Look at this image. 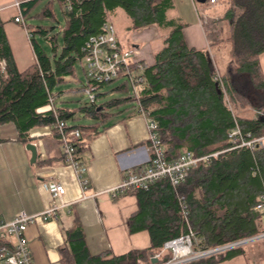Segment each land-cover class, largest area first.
<instances>
[{
    "label": "trees",
    "instance_id": "obj_1",
    "mask_svg": "<svg viewBox=\"0 0 264 264\" xmlns=\"http://www.w3.org/2000/svg\"><path fill=\"white\" fill-rule=\"evenodd\" d=\"M42 1L23 3L24 18L56 20L57 4L63 24L59 29L30 27L36 62L23 71L17 68L0 18V61L5 63V71L0 73V144L11 140L26 143L29 132L41 127H52L62 144L55 129L56 116L40 110L49 104L50 95L56 97L57 105L60 93L55 90L78 78L76 69L78 63H83L85 41L121 13L130 21V30L156 28L164 35L153 66L144 74L147 85L139 92V102L147 118L158 124L167 160L175 161L184 153L197 158L219 153L201 162L177 189L161 180L148 191L128 194L136 197L138 206L130 220V231H147L149 248L121 256L111 251L92 255L84 231L77 224L66 234L60 249L62 264H151L152 254L162 252L166 242L188 232L179 197L188 203L197 251L219 249L263 235V213L257 206L264 193V147L253 153L246 148L230 150L229 133L236 121L251 138L264 137V121L254 118L257 112H264V73L260 63L264 54V0H219L221 20L228 26L223 40L230 45L231 58L220 71L223 89L214 81L218 68L209 50L190 47L184 38L188 24L171 15L174 0H49L33 15ZM199 7L210 13L206 37L210 46L217 45L223 41L218 39L220 30L213 20L218 13L210 10V0ZM43 43L48 44L50 53ZM115 90L128 93V86L124 83ZM133 103L128 96L100 106L89 103L73 110L57 107V118L67 125L78 115L91 121L65 129L67 134L81 132L80 138H69L77 161L91 142L108 129L104 125L115 114L112 110L125 107L131 109V115L139 114ZM248 245L185 264H220L245 254ZM170 260L171 254H162L163 264Z\"/></svg>",
    "mask_w": 264,
    "mask_h": 264
},
{
    "label": "crops",
    "instance_id": "obj_2",
    "mask_svg": "<svg viewBox=\"0 0 264 264\" xmlns=\"http://www.w3.org/2000/svg\"><path fill=\"white\" fill-rule=\"evenodd\" d=\"M29 1L0 0V18L4 22L5 33L20 71L36 62L26 30L14 21L19 13L14 4ZM174 3L175 10L171 15L182 18L188 24L184 38L186 42L190 40L191 44H187L200 50H209L212 59L215 62L218 59L221 63L224 58L211 53L212 48L206 37V19L210 13L198 8L195 0H174ZM217 7L211 6L210 10L214 11ZM25 21L30 30L31 25ZM152 33L145 30L136 34L137 39L133 44L139 57L149 67L153 66L155 59H151L148 50H140L138 42L146 40V34L151 36ZM260 63L264 73V54ZM131 112L110 119L104 125L108 129L95 138L80 157V163L88 168L86 177L91 182V187L86 191L81 189L73 167L64 162L63 146L58 142L52 127L32 129L26 143L11 140L0 144V219L11 222L21 212L28 215L43 212L50 205L51 197L42 184L52 180L65 186V200L71 203L58 213L56 220L25 228L24 234L32 251V264H62L60 249L65 245L66 234L73 231L77 224L84 231L92 255L111 251L121 256L150 247L147 231H130L131 217L138 209L136 197L125 195L113 198L109 194L131 170L146 167L152 155L148 142V118L140 114L131 115ZM68 126L76 125L69 122ZM29 144L37 149L34 163L32 153L27 149ZM260 243L263 246L257 248ZM249 246L252 247L249 252L220 264H264V238Z\"/></svg>",
    "mask_w": 264,
    "mask_h": 264
},
{
    "label": "built area",
    "instance_id": "obj_3",
    "mask_svg": "<svg viewBox=\"0 0 264 264\" xmlns=\"http://www.w3.org/2000/svg\"><path fill=\"white\" fill-rule=\"evenodd\" d=\"M210 4L212 7L219 6V0H210ZM14 6L19 12L14 21L22 25L28 38L31 39V32L27 28L22 13V3L16 2ZM82 53V62L85 66L87 78V86L84 87V92L88 95L91 104L97 103L101 86L123 79L129 88L130 97L135 102L136 110L140 115L146 116L139 102V92L147 85L144 74L150 67L139 57L136 49H126L122 45L114 24L105 23L100 33L90 36L82 46ZM4 71L5 63L0 61V73ZM214 81L223 89L222 79L218 71ZM40 112H51L56 116L55 129L61 136L64 162L75 170L81 189L83 191L88 190L91 187V182L86 177L88 168L76 160L74 148L69 143L70 137L80 138L81 132L79 130H74L68 134L65 132L68 125L57 118L56 97L54 95L49 96V104ZM263 118L264 112H257L255 119ZM235 124V128L229 133V142L232 146L230 150L246 148L253 153L258 148L264 147V137L251 138L249 133H244L241 130L236 121ZM148 130V142L152 153L148 165L144 168L131 170L117 187L110 190L109 194L113 198H120L134 192L148 191L161 180H167L174 189H177L189 178L191 172L201 162L219 155V153H215L197 158L191 153H184L177 160L168 161L159 139L157 122L148 119ZM42 186L49 192L51 197L50 205L43 212L35 215L21 212L11 222L0 219V264H32V251L24 234L25 228L41 222L54 221L63 208L71 205L70 202L65 200L66 188L59 181H48L43 183ZM179 204L188 232L182 237L166 242L162 252L152 254L150 256L151 264H163L162 254L164 253L171 254V260L164 264H185L217 254L218 249L195 250L197 238L190 225L188 203L186 199L179 197ZM257 210L263 213L264 218V193L260 198ZM261 236H264V234Z\"/></svg>",
    "mask_w": 264,
    "mask_h": 264
},
{
    "label": "rangeland",
    "instance_id": "obj_4",
    "mask_svg": "<svg viewBox=\"0 0 264 264\" xmlns=\"http://www.w3.org/2000/svg\"><path fill=\"white\" fill-rule=\"evenodd\" d=\"M47 0H44L34 11V14L39 13L42 8L47 4ZM198 8H200L199 6H202L200 4L197 5ZM201 9V8H200ZM222 9V7H217L214 12L218 13L216 15V17L213 18L214 21H217V28L218 30H220V34L218 36L219 40H223L224 38H227L226 36L228 35V26L227 24L221 20V14L219 13L220 10ZM55 13H56V20H52L50 18H29L28 24L31 26H49V27H53V26H57L58 29L62 26L63 24V16H62V11L61 9L57 6V4L55 5ZM205 20V18H203ZM206 23H209L212 19L211 17L206 19ZM112 24H114L117 28L118 31V36L120 38V41L122 43V45L126 48V49H133V44H135L136 41V34H141L142 32H144L145 30H149L152 31L153 33L151 34H146L148 35L146 40H143L138 42V45L140 46V50H148V53L151 57V59H155L156 54L159 52V50H161L162 46H163V34L160 33L159 31H155V29L153 28H147L141 31H132L129 29L130 26V21L127 19V17L123 14H119L117 15L116 19L114 21H112ZM155 34V35H154ZM159 36V38H158ZM148 39V40H147ZM190 40L187 39V43L191 44V42H189ZM44 48L46 49V51L48 53H50V48L48 46V44L43 43ZM229 43L227 41H222L220 43H218L217 45H212L211 46V53L213 52V55H216V57H218V55H221L224 59H222V62L219 63L218 59L216 60V63H218L217 68L219 71H223L227 65L231 62V58H230V47H229ZM214 57V56H213ZM76 73H77V79H70L66 84L58 87L55 92L56 93H60V96L57 99V106L58 107H67L70 110L76 109V108H80L82 106H84L85 104H89V98L88 95L84 92V91H79L80 89L84 88L87 86V78H86V74H85V66L83 63H78L77 64V69H76ZM123 79H118L116 81H113L110 84L104 85L102 87H100L99 92L101 94H104L103 96L99 97L97 105L100 106L102 104H104L105 102L112 100V99H124L128 97V93L127 92H122V91H116L115 89L119 86H121L123 84ZM131 109H127L125 110V107H120L117 108L115 110H112L113 113H115L112 116V120L125 114L130 112ZM91 121L85 117H82L80 115L77 116V120L75 121H71L72 124L75 125H88ZM261 245H259L260 248L261 246H263V243H260ZM250 245V243H249ZM247 246L245 248V252H249L251 250V246ZM257 245L254 246V248H256ZM263 248V247H262Z\"/></svg>",
    "mask_w": 264,
    "mask_h": 264
},
{
    "label": "water",
    "instance_id": "obj_5",
    "mask_svg": "<svg viewBox=\"0 0 264 264\" xmlns=\"http://www.w3.org/2000/svg\"><path fill=\"white\" fill-rule=\"evenodd\" d=\"M195 1H196V3H198L200 5H206L209 0H195ZM99 110H100V108H99ZM262 120L264 121V118ZM27 149L32 153V162L33 163L36 162V159H37V149H36V147L31 145V144H29V145H27ZM263 238H264V236H258V237L252 238V239H248V240H245L243 242H239V243H236V244H233V245L218 249L216 251V253H219V252H222V251H225V250H230V249H233V248H236V247H240V246H243V245L258 241V240L263 239Z\"/></svg>",
    "mask_w": 264,
    "mask_h": 264
}]
</instances>
